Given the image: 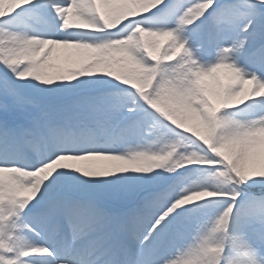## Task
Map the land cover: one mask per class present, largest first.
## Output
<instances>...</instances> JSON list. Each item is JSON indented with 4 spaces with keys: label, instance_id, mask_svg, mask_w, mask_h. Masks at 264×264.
I'll return each mask as SVG.
<instances>
[{
    "label": "snow or ice",
    "instance_id": "obj_1",
    "mask_svg": "<svg viewBox=\"0 0 264 264\" xmlns=\"http://www.w3.org/2000/svg\"><path fill=\"white\" fill-rule=\"evenodd\" d=\"M0 264H264V0H0Z\"/></svg>",
    "mask_w": 264,
    "mask_h": 264
},
{
    "label": "bare ground",
    "instance_id": "obj_2",
    "mask_svg": "<svg viewBox=\"0 0 264 264\" xmlns=\"http://www.w3.org/2000/svg\"><path fill=\"white\" fill-rule=\"evenodd\" d=\"M245 87H246V88H250V87H251V85H245Z\"/></svg>",
    "mask_w": 264,
    "mask_h": 264
}]
</instances>
